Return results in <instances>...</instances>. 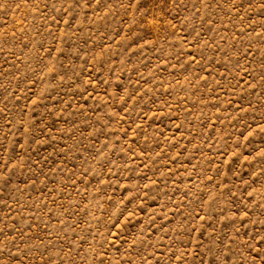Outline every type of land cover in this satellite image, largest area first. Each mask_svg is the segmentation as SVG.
Here are the masks:
<instances>
[{
    "label": "rangeland",
    "instance_id": "1",
    "mask_svg": "<svg viewBox=\"0 0 264 264\" xmlns=\"http://www.w3.org/2000/svg\"><path fill=\"white\" fill-rule=\"evenodd\" d=\"M0 264H264V0H0Z\"/></svg>",
    "mask_w": 264,
    "mask_h": 264
}]
</instances>
